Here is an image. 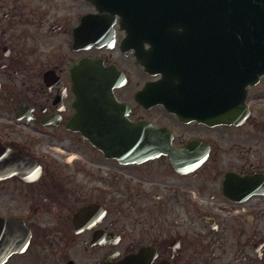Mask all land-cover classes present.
Here are the masks:
<instances>
[{
  "label": "flooded vegetation",
  "instance_id": "af4514ba",
  "mask_svg": "<svg viewBox=\"0 0 264 264\" xmlns=\"http://www.w3.org/2000/svg\"><path fill=\"white\" fill-rule=\"evenodd\" d=\"M89 13L87 0H0V143L21 157L0 173V215L30 232L5 264H264V72L240 120L180 116L135 98L159 76L121 50L125 21L112 48L91 46ZM90 56L127 79L113 89L124 108H101L109 120L77 116L71 69ZM117 115L135 145H94L117 135Z\"/></svg>",
  "mask_w": 264,
  "mask_h": 264
},
{
  "label": "water",
  "instance_id": "95a60500",
  "mask_svg": "<svg viewBox=\"0 0 264 264\" xmlns=\"http://www.w3.org/2000/svg\"><path fill=\"white\" fill-rule=\"evenodd\" d=\"M97 5L100 16L92 15L93 21L106 17L112 21L113 13L124 12L127 8V0H91ZM139 4V0H133ZM153 4H167L163 12L160 5L150 6L152 11L158 10L164 21H173L170 26L176 29L183 28L180 34H192L198 32L218 34L219 52L218 64L215 65L213 79L211 74L208 79L202 80L208 84L210 91L218 98V113L228 114L239 112L243 108L244 86L256 78L264 70V0H149ZM143 4L146 0H142ZM137 14L139 12L138 8ZM147 9H150L149 7ZM123 11V12H122ZM133 17V16H132ZM199 18L203 23L197 26L195 22L185 24L178 21L179 18ZM89 21V20H88ZM193 27L189 29V26ZM197 27V28H195ZM209 48V47H204ZM236 50V51H235ZM238 50V51H237ZM162 64L154 62L153 66ZM92 67L96 63L91 62ZM218 68L216 69V67ZM216 71H218L216 75ZM98 68H92L88 75V82L82 86L85 92L88 88L98 86ZM91 76H90V75ZM84 92V93H85ZM97 95L95 97L99 98ZM85 98V95H84ZM222 120V119H221ZM4 232L3 227L0 234ZM4 257H0V262Z\"/></svg>",
  "mask_w": 264,
  "mask_h": 264
},
{
  "label": "rangeland",
  "instance_id": "374dc122",
  "mask_svg": "<svg viewBox=\"0 0 264 264\" xmlns=\"http://www.w3.org/2000/svg\"><path fill=\"white\" fill-rule=\"evenodd\" d=\"M107 53H109V51H106ZM128 67V66H127ZM1 194H4V192L3 193H1Z\"/></svg>",
  "mask_w": 264,
  "mask_h": 264
}]
</instances>
